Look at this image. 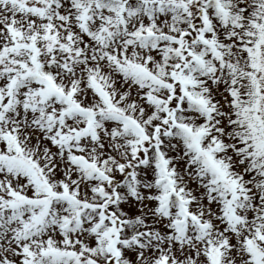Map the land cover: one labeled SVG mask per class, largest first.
Returning a JSON list of instances; mask_svg holds the SVG:
<instances>
[{"label": "snow or ice", "instance_id": "obj_1", "mask_svg": "<svg viewBox=\"0 0 264 264\" xmlns=\"http://www.w3.org/2000/svg\"><path fill=\"white\" fill-rule=\"evenodd\" d=\"M0 264H264V0H0Z\"/></svg>", "mask_w": 264, "mask_h": 264}]
</instances>
